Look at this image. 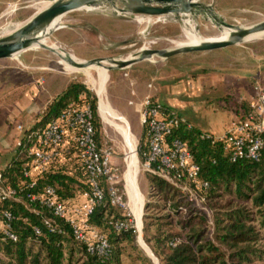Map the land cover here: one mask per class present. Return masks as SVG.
Here are the masks:
<instances>
[{
  "label": "rangeland",
  "instance_id": "rangeland-1",
  "mask_svg": "<svg viewBox=\"0 0 264 264\" xmlns=\"http://www.w3.org/2000/svg\"><path fill=\"white\" fill-rule=\"evenodd\" d=\"M52 1L0 0V39L7 36L5 31L11 26H18L37 13L39 11L37 4L40 2L51 3ZM201 3L211 6L223 21L231 25L250 27L264 21V0H202ZM110 13L111 11L108 10L97 13L78 12L65 16L61 20L62 28L47 39L49 45L64 50L76 60L89 61L109 58L122 59L132 53L139 56L150 49L170 50L173 48L174 41H180L187 37L180 22L157 23L149 27L146 35H142L143 27L136 20L123 17L111 18ZM218 16L212 15L211 17L204 14L198 17L196 24L202 37L220 36L222 31L216 25L220 19ZM232 51L240 58L245 59L246 57L243 55L251 54L250 63L252 66H257L253 68L254 72H251V76L242 80L243 82L234 78L236 82L233 87L241 82L240 85L248 83L249 96L244 97L245 100H241L235 91L233 97L228 96L227 100L222 101L218 97L224 95L221 91H217L205 95L204 98L197 96V101L192 87L189 86L191 83L188 84L189 81H192V76L197 74L195 72L197 67L203 61L208 60L211 55ZM254 53L255 55H253ZM262 54H264V36L214 51L180 54L168 60H145L136 62L125 69H113L107 73L103 70L106 77L105 100L123 120L134 141H132V146L136 155V184L142 200V224L140 225L132 201V205H130L131 193L126 180L131 161L130 144L124 136L103 121L97 94L100 73L94 69H90L88 72L73 70L62 64L56 55L45 49H30L16 58L0 61V170L5 169L14 160L16 143L24 136L23 132H18L17 126H22L25 131L38 125L48 105L63 90V77L70 83L77 82L84 85L97 98L100 122L99 142L102 147L109 148L112 152V164L116 175L115 185L120 189L126 205L125 208H113V214L123 216L131 220L134 226H137L138 230L135 229L136 243L148 256L146 251L150 249L144 242L143 232L146 206L149 201L165 202L160 196H152L151 178L140 158V147L143 140L146 139L145 128L141 126V131L138 132L132 126V120L137 123L140 121L139 102L143 101L145 91L149 89V84L163 82L170 85L177 83L184 85L185 91H172L168 94L182 102L186 101L182 104V111L188 121L190 120L193 124L204 129L218 132L224 128V124L231 116L226 111V106L234 110L244 103L248 104L247 101L251 103L255 97V87L264 84V55ZM169 75L174 76V81L171 83L168 80ZM152 99L154 100V98ZM191 198L198 208L207 212L210 224H213L214 211L210 204H199L192 195ZM150 213L161 215L163 210H153ZM258 223H260L259 218L254 225L258 227ZM260 233L262 240L257 248L264 250V231L261 230ZM154 258L153 255L151 259L158 264ZM259 264H264V260Z\"/></svg>",
  "mask_w": 264,
  "mask_h": 264
},
{
  "label": "trees",
  "instance_id": "trees-1",
  "mask_svg": "<svg viewBox=\"0 0 264 264\" xmlns=\"http://www.w3.org/2000/svg\"><path fill=\"white\" fill-rule=\"evenodd\" d=\"M71 104L91 107L96 141L102 147L97 98L77 82L69 83L54 98L33 129L44 128ZM249 111L250 104L244 103L241 119ZM175 136L186 143L200 167V179L208 184L199 193L205 204H210L214 219L210 224L207 212L198 208L189 191L149 173L152 196H160L165 202L149 201L144 218V242L158 264H259L264 260V250L257 248L262 240L260 232L264 231V150L258 161L231 162L223 142L195 126L190 131L181 129ZM147 150L145 139L140 147L143 163ZM23 170V161L14 158L0 171L12 186H17L24 181ZM39 184L55 187L63 201L77 199L88 186L79 159L70 150L39 179ZM26 194H21L20 201L9 200L0 205V264H156L136 243L134 228H114L115 222L126 218L113 214L112 209L117 207L110 205L108 197L90 219L112 247L108 258H100L90 255L62 223V233H50L44 224L50 213L35 211ZM153 210H163V214H151ZM4 211L15 217L11 228L18 236L16 242L6 239L1 231ZM35 227L41 229V235L35 234Z\"/></svg>",
  "mask_w": 264,
  "mask_h": 264
},
{
  "label": "built area",
  "instance_id": "built-area-1",
  "mask_svg": "<svg viewBox=\"0 0 264 264\" xmlns=\"http://www.w3.org/2000/svg\"><path fill=\"white\" fill-rule=\"evenodd\" d=\"M255 91L249 113L233 122L221 138L214 137L223 142L231 162L258 161L264 150V84L257 85ZM140 121L145 128L148 147L144 153L146 171L189 191L199 204H205L199 192L207 189L208 184L200 179V167L186 143L175 136L181 129L192 130L193 125L185 117L164 109L150 96L140 104ZM17 130L24 133L16 143L15 156L17 161H23L24 181L12 186L0 171V205L9 200L20 201L21 194L27 192L26 199L35 205V211L50 213L51 217L44 223L50 233H62V223L85 245L90 255L108 258L111 244L90 219L107 197L114 207L125 208L126 205L115 185L112 152L97 144L91 107L71 104L42 129L24 131L19 125ZM69 150L79 159L88 186L77 199L63 201L55 187H40L39 179ZM14 219L10 212H3L1 231L12 242L18 240L11 228ZM114 228L117 231L138 230L128 219L115 222ZM34 232L36 235L42 233L38 227Z\"/></svg>",
  "mask_w": 264,
  "mask_h": 264
},
{
  "label": "water",
  "instance_id": "water-1",
  "mask_svg": "<svg viewBox=\"0 0 264 264\" xmlns=\"http://www.w3.org/2000/svg\"><path fill=\"white\" fill-rule=\"evenodd\" d=\"M201 2L202 0H53L27 21L15 27L8 36L0 39V61L13 59L30 50L31 45L35 41H38V32L45 25L52 20L73 11L80 10L83 12L97 13L98 10L96 8L102 5L107 6L111 10V18L123 17L129 19H135L137 17L162 18L204 8H208L215 12L211 6L203 5ZM216 25L221 31L227 30L229 32L228 38L225 42L188 47L184 50L168 53L165 54V60L180 54L209 52L236 46L247 42L245 40L248 37L256 34H263L264 36V21L250 27H239L231 25L225 21L217 23ZM42 49L49 51L46 48ZM151 52H158V50H152ZM96 60L100 59L89 61L72 59L70 62L84 69H93L92 66H94ZM141 61H144V59L136 62ZM136 62L129 65L121 64L113 69H125L127 66L129 67ZM148 256L152 258V252L151 255L148 254Z\"/></svg>",
  "mask_w": 264,
  "mask_h": 264
},
{
  "label": "bare ground",
  "instance_id": "bare-ground-1",
  "mask_svg": "<svg viewBox=\"0 0 264 264\" xmlns=\"http://www.w3.org/2000/svg\"><path fill=\"white\" fill-rule=\"evenodd\" d=\"M49 3L46 2H40L37 4V8L40 11L44 7H46ZM98 11H108L110 10L107 6H98L96 8ZM111 11V10H110ZM83 11H73L68 14H65L61 17L56 18L55 20H52L47 25H45L39 32H38V41H35L31 45V49H38V48H46L51 52L52 54L56 55L61 61L62 64H65L66 66L70 67L73 70H86L87 72L90 70L84 69L80 66L72 64L70 61L72 59H75L65 53L64 50L55 47L53 45H49L48 40L50 36L58 31L60 28H62L61 20L72 13H78ZM204 14H207L212 17V15L218 16L214 11H211L208 8H204L201 10H192L189 12H185L179 15H173L168 17H162V18H150V17H137L134 20H136L138 23L141 24L143 27L141 30L142 35H146L148 32V29L150 26H153L157 23H178L180 22L183 28L185 29V32L187 34V37L180 41H174L173 42V48L170 50H158V52H151L152 50L144 51L142 54L137 56L135 53H132L126 57H122V59H115V58H109V59H100L96 60L94 63V66L92 68L94 71H98L100 73V81L97 85V94L99 96V108L100 113L103 118V121L106 125L113 128L117 132H119L122 136H124L128 142L130 147V153H131V161L129 165V172L127 174V183L130 188V195H131V201L133 203V209L136 214V217L138 219V224H141V215H142V200L140 196V192L137 187V177H136V155H135V149L132 146V135L129 133V130L125 126V123L120 118V116L117 114L115 110H113L109 104L106 102L104 97V90H105V73L111 71L110 69H113L115 67H118L121 64H131L133 62H136L138 60L144 59L148 61H156V60H165V54L184 50L188 47H194V46H201V45H211V44H218L223 43L227 40L229 32L227 30H223L220 36L213 37V38H204L202 35L198 32V27L196 24V21L199 16H202ZM219 17V16H218ZM218 17H216L218 19ZM220 18V17H219ZM220 20V21H219ZM217 23L223 22V20L220 18ZM19 26V25H18ZM17 27L11 26L10 29L5 31V34L8 36L14 28ZM140 33V31H139ZM141 35V34H140ZM263 37V34H256L253 36L248 37L245 41H251L254 39H258ZM143 40V39H142ZM240 45V44H239ZM137 56L134 59H131L133 57ZM16 58V57H15ZM128 67V66H127ZM104 70V71H103ZM98 79V78H97ZM96 90V89H95ZM134 142V141H133ZM131 207V208H132ZM149 255H151L150 250L146 251Z\"/></svg>",
  "mask_w": 264,
  "mask_h": 264
},
{
  "label": "crops",
  "instance_id": "crops-1",
  "mask_svg": "<svg viewBox=\"0 0 264 264\" xmlns=\"http://www.w3.org/2000/svg\"><path fill=\"white\" fill-rule=\"evenodd\" d=\"M253 55H255V53ZM243 56H245L246 59L240 58L238 54L232 51V52L217 53V54L211 55L208 60L203 61V63H201L199 67H197V71H195L197 72V74L195 76H192V81L188 82V84L189 83L192 84V85L189 84V86L192 87L196 100L198 101L197 96L204 98L205 95L212 93V92H217V91H221L223 93L224 96L218 97V99L222 101L227 100L226 98L228 96L233 97L234 96L233 92L235 91L237 92V95L240 96L241 100H243L244 97L249 96L250 91H249L248 83H243L242 85L240 84L243 82L242 80H245L246 78L251 76L250 75L251 72L252 73L254 72L253 68L257 66L251 65L250 63L251 54L247 53ZM234 78H236V80L242 81L241 83H239L240 86L237 84L236 87H233V85L236 82ZM63 79H64V88L59 94H61L70 83V81H66L64 77ZM168 80L170 81V83L173 82L174 76L169 75ZM148 88L149 89L145 91V97L151 96L152 98H154V100L157 103L166 107L167 109H169V111L186 118V116L183 114V111H182L183 110L182 104L185 103L186 101L182 102L181 100H178L177 98L175 99L169 95L170 92L172 91H177V92L185 91L186 88L184 87V85L179 84V83L170 85L168 83L165 84L162 82L161 84H158V83L153 84V85L149 84ZM141 102L142 100L139 102V106ZM247 102L248 104H250V101H247ZM242 107L243 105H240L238 108L232 110V108L229 109L226 106L225 109L231 116H230V119L224 124V128L218 132H213L211 130L204 129L201 126H198L197 124H193L190 120L189 121L196 128L204 132L211 133L215 138H221L226 133L228 127L233 122L241 119ZM132 126L134 127L135 131H138V132L141 131V126H142L141 121L137 123L135 120H132ZM14 154L16 156V151H14ZM129 201H130V205H132L131 196H130ZM141 224H142V221H141Z\"/></svg>",
  "mask_w": 264,
  "mask_h": 264
}]
</instances>
